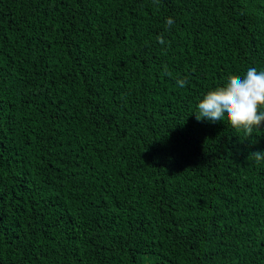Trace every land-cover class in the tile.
<instances>
[{
    "label": "trees",
    "instance_id": "obj_1",
    "mask_svg": "<svg viewBox=\"0 0 264 264\" xmlns=\"http://www.w3.org/2000/svg\"><path fill=\"white\" fill-rule=\"evenodd\" d=\"M250 67L264 0H0V264H264V124L195 117Z\"/></svg>",
    "mask_w": 264,
    "mask_h": 264
},
{
    "label": "clouds",
    "instance_id": "obj_2",
    "mask_svg": "<svg viewBox=\"0 0 264 264\" xmlns=\"http://www.w3.org/2000/svg\"><path fill=\"white\" fill-rule=\"evenodd\" d=\"M154 2L158 3V0ZM173 24L174 20L167 18L166 25ZM158 40L160 44H164L162 37H158ZM177 83L184 87L187 81L181 79ZM197 109V121L227 120L237 132L243 130L246 136H252L253 131L264 124V70L258 71L255 67H250L243 77L230 75L223 86L204 96ZM250 155L257 161L264 160V152L257 151Z\"/></svg>",
    "mask_w": 264,
    "mask_h": 264
}]
</instances>
